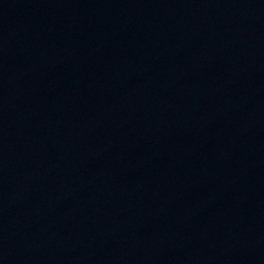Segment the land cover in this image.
Listing matches in <instances>:
<instances>
[{
    "label": "water",
    "instance_id": "water-1",
    "mask_svg": "<svg viewBox=\"0 0 264 264\" xmlns=\"http://www.w3.org/2000/svg\"><path fill=\"white\" fill-rule=\"evenodd\" d=\"M0 264H264V0H0Z\"/></svg>",
    "mask_w": 264,
    "mask_h": 264
}]
</instances>
